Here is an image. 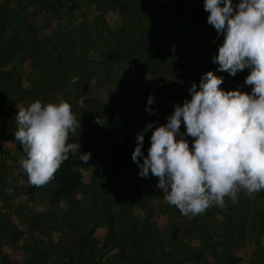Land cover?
I'll list each match as a JSON object with an SVG mask.
<instances>
[{
  "label": "trees",
  "instance_id": "obj_1",
  "mask_svg": "<svg viewBox=\"0 0 264 264\" xmlns=\"http://www.w3.org/2000/svg\"><path fill=\"white\" fill-rule=\"evenodd\" d=\"M208 15L204 0H0V198L6 209H0V264H55L56 258L59 264H264V189L251 197L240 193L227 208L184 216L164 200L158 177H140L131 158L136 135L150 122L166 123L206 72L223 77L225 91L251 92L244 83L248 69L232 76L213 62L223 35ZM92 75L97 87H112L113 109L94 99ZM86 96L93 100L81 101ZM59 99L81 123L68 142L91 158L70 153L43 187L31 185L17 161L12 191L4 194L8 168L2 164L25 155L15 140L18 107ZM180 131L186 132L183 124ZM151 134H144L145 156ZM41 193L46 215L24 211L21 197L37 200ZM13 212L26 227L10 218ZM59 217L68 227L66 245L52 235ZM20 249L25 255H17Z\"/></svg>",
  "mask_w": 264,
  "mask_h": 264
},
{
  "label": "clouds",
  "instance_id": "obj_2",
  "mask_svg": "<svg viewBox=\"0 0 264 264\" xmlns=\"http://www.w3.org/2000/svg\"><path fill=\"white\" fill-rule=\"evenodd\" d=\"M204 10L207 23L223 35L213 62L232 76L248 69L244 83L251 92L225 91L223 77L206 72L199 85L193 82L188 89L191 99L176 104L166 123L154 127L150 122L136 135L131 154L138 175L158 177L164 200L190 217L223 207L225 197L236 203L241 192L251 197L264 189V0H204ZM153 103L149 95L147 105ZM146 111L153 114L150 107ZM80 127L63 99L18 107L15 140L25 154L19 165L31 185L43 187L53 180L70 153L84 162L91 158L90 152H80L79 143L68 142ZM186 137L192 138L191 147Z\"/></svg>",
  "mask_w": 264,
  "mask_h": 264
},
{
  "label": "rangeland",
  "instance_id": "obj_3",
  "mask_svg": "<svg viewBox=\"0 0 264 264\" xmlns=\"http://www.w3.org/2000/svg\"><path fill=\"white\" fill-rule=\"evenodd\" d=\"M88 18L89 19H91V16L89 15L88 16ZM57 21H55V23H56ZM77 26H79V22H77ZM70 29V26L68 27V30ZM49 32H51L50 30H47L46 31V34H48ZM57 37H55V39H56ZM90 56L91 57H96L97 56V54L95 53V52H92L91 54H90ZM126 73L124 72V71H122L120 74H119V76H122V75H125ZM130 77H132V78H136V76L135 75H133V74H131L130 75ZM88 83H89V88L90 89H96L95 91L96 92H94V95H93V97H94V99H97V98H99L101 101H103V102H105V103H108L109 104V106H110V108L111 109H113L114 108V106L116 105V101H113V100H111L110 99V90H112V87L109 85V83H107V82H103V84L100 86V87H97V84H96V81H95V75H92V76H90V79H88ZM24 86H28V84H27V82L26 81H24ZM67 88L69 89V88H71V84H68L67 85ZM143 88V87H142ZM90 100H93V98H87V96L86 97H83L82 99H81V101H83V102H88V101H90ZM159 101V100H158ZM20 106H24V105H20ZM19 106V107H20ZM159 108V107H158ZM19 154H17V157H16V160L14 161V164L12 165V166H5L4 164H2V167L5 169V168H8V174L6 175V177L8 178V183H6V185H5V188H4V194H6V188L8 187L9 188V190H10V192L12 191V187L11 186H13L12 185V181H13V179H14V175H16L17 174V172L19 173V170L17 169V168H15V166H16V162L18 161V164H19ZM20 171L21 172H24V170L22 169V168H20ZM90 171L91 170H88V169H85L84 170V175H85V180H87V181H89L90 180V175H91V173H90ZM18 178V182L21 184V185H26L27 184V182L22 178V176L21 177H17ZM241 193H244V192H241ZM26 195H23L22 197H21V200L23 201V203L26 205H24L25 206V209H24V211H27V213L28 212H30V211H34V212H37V213H39L38 215L41 217H44L45 215H46V210L48 209V207H49V204L45 201V197H46V194L45 193H41L38 197H37V200H32V199H27L26 197H25ZM5 200L4 199H2V198H0V209H2V210H4V211H6V209L4 208L5 206H4V204H3V202H4ZM229 201H230V199L229 198H227V197H225V204H224V206L223 207H221V208H227L228 207V203H229ZM238 203H240V204H242V202H238ZM59 207H61V208H64L65 209V205H63V204H60V206ZM61 212H63V211H59V209H58V207H57V215L58 214H61ZM10 218L11 219H13V221H15V222H17L19 225H22L23 227H26V221L23 219V218H21V217H17V215H15V213L13 212V214L10 216ZM58 222H59V224H60V227H59V229L57 230V229H54V230H52V235L55 237L54 239H57L58 237H60V240H61V244L62 245H66L67 243H68V240H66L65 239V237H66V234H67V226L65 225V224H61L60 222H61V220H60V217L58 218ZM36 234H38V232L36 231V230H33ZM71 238H72V240L71 241H76L77 240V235L76 234H74V235H72L71 236ZM34 242V241H33ZM248 242H249V244H251L253 247H256L257 245H258V239L257 238H252V239H250V240H248ZM4 248H6L9 252H16L14 249H12V248H9V247H4ZM21 250V249H20ZM24 253V254H23ZM17 255H25V252H23L22 250L21 251H19L18 253H17ZM14 256H15V254H14ZM16 257V256H15ZM63 259H65V257L63 258ZM59 262H61V260H60V258H56V260L54 261V263L55 264H59ZM48 264H50V262L48 263Z\"/></svg>",
  "mask_w": 264,
  "mask_h": 264
}]
</instances>
